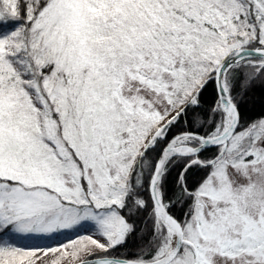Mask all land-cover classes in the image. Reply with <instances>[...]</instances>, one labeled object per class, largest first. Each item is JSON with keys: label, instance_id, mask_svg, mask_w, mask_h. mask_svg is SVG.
Wrapping results in <instances>:
<instances>
[{"label": "snow or ice", "instance_id": "1", "mask_svg": "<svg viewBox=\"0 0 264 264\" xmlns=\"http://www.w3.org/2000/svg\"><path fill=\"white\" fill-rule=\"evenodd\" d=\"M264 0H0V264H264Z\"/></svg>", "mask_w": 264, "mask_h": 264}, {"label": "trees", "instance_id": "2", "mask_svg": "<svg viewBox=\"0 0 264 264\" xmlns=\"http://www.w3.org/2000/svg\"><path fill=\"white\" fill-rule=\"evenodd\" d=\"M245 111L250 118H257L264 115V92L257 86L246 98Z\"/></svg>", "mask_w": 264, "mask_h": 264}]
</instances>
